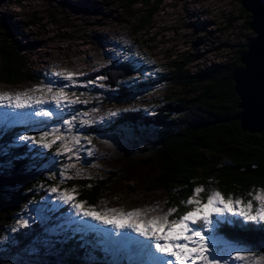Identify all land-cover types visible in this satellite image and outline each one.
<instances>
[{
  "label": "rangeland",
  "instance_id": "rangeland-1",
  "mask_svg": "<svg viewBox=\"0 0 264 264\" xmlns=\"http://www.w3.org/2000/svg\"><path fill=\"white\" fill-rule=\"evenodd\" d=\"M131 6L125 9L119 0L0 2V22L14 24L11 28H4L0 23V44L12 41L19 45L28 60L29 70V78L26 80L16 84L0 82V93L15 94L50 84L55 90L58 86L68 85L66 91L69 96L75 93L82 101L88 103L92 95L76 93L74 91L76 85L87 84L97 87L103 85L113 88L115 82L113 84L109 82L110 76L98 73L100 69L111 66H117L115 71H124V67L131 66L129 73L117 76L116 80L118 83L121 81L136 85L132 98L123 103L100 104V101L96 100L98 105L77 115L74 114L76 106L72 105L70 108L64 107L59 116L33 117L30 121L16 124L37 129L39 132L59 127L65 135H69L63 120L75 116L74 123L82 124L81 122L88 118L84 113H92L93 109H96V112L92 115V120L105 124L106 120L112 118L107 115L112 111L151 112L166 100H178L183 97L187 99L193 93H188L187 88L179 83L164 79L163 73L174 68L173 64L182 65V70L189 72L217 63L226 64L236 57L238 50L243 47L242 44L253 35L252 30L245 24L246 14L239 0H157L150 15H146L149 6L140 2ZM125 62L131 63L134 67L129 63L121 65ZM56 71L84 75H77L74 78L75 84H72L51 76V73ZM95 73L97 75L89 79L88 76ZM98 77L106 79L100 80ZM55 80L60 82L55 83ZM200 82L198 79L192 80L191 86L198 88ZM43 107L53 112L60 111L53 104H46ZM12 111L17 110L0 108V123L8 124L3 113ZM185 113L181 115L184 116ZM102 117L104 119H101ZM144 129L145 127L139 124L135 128L123 124L103 133L79 135L81 142V146H78L79 158L74 155L69 159V164L74 165L69 169L74 176L104 175L109 170H124L123 172L128 175L124 178V175L120 174L119 178L122 180L113 184L110 191L103 192L97 202L90 207L97 210L142 209L147 211L149 216L163 215L167 212L165 194L158 189L147 190L142 183L144 178L157 171L158 165L147 140L152 139L154 130L144 135ZM23 135H17L15 141L20 142L19 137ZM85 137L90 138L91 143H88ZM55 146L57 148L58 145ZM52 187L57 186L52 185L47 189L46 200L56 198V193L49 192ZM51 202L55 206L53 202L57 201L54 199ZM65 215L64 228L77 230L78 227H89L105 236L102 243L110 258L109 264H153L150 258L135 246L125 248L116 243L120 240L118 235L120 230L110 225L98 224L88 218L77 217L71 208ZM172 218L173 216L170 217ZM8 224L11 226L13 222L9 220L6 226L0 228L1 239L6 238L5 229ZM124 231L135 240H144L130 230ZM219 236L232 244L234 249L250 253L255 259L264 257ZM228 264H250V261L229 260ZM260 264H264V261Z\"/></svg>",
  "mask_w": 264,
  "mask_h": 264
},
{
  "label": "trees",
  "instance_id": "trees-1",
  "mask_svg": "<svg viewBox=\"0 0 264 264\" xmlns=\"http://www.w3.org/2000/svg\"><path fill=\"white\" fill-rule=\"evenodd\" d=\"M119 1L125 9L136 2L149 6L146 15H150L157 0ZM248 18L246 13V25ZM0 23L4 28L14 26L6 21ZM248 39L236 57L226 64L217 63L191 72L173 64L174 68L163 73L164 79L179 83L188 93H193L189 98L166 100L151 112L121 110L105 124L74 123V128L68 130L69 135H95L123 124L134 128L137 124L144 126V135L154 130L152 139L147 140L158 161L157 171L142 183L147 190L158 189L165 194L166 207L176 209L173 218L190 209L184 201L197 186L205 188L200 194L202 200L210 191H220L225 198L251 199L249 192L264 188V128L248 132L236 118L229 119L239 111L232 73L241 66L238 56ZM15 44L12 41L0 44V82L4 84L29 78L28 60L22 48ZM106 70L104 67L98 73L106 74ZM95 75L88 77L92 79ZM195 79L201 81L198 88L191 86ZM119 82L116 80L113 88L76 85V93H89L92 98L88 103L75 104L74 114L98 105L96 100L100 104L129 101L136 85ZM20 134L38 137L39 131L21 124L0 123V228L9 220L13 222L5 229L6 238H0V264H109L110 258L102 243L105 236L89 227L64 228L70 205H63L55 197L46 200L45 193L52 185L75 189L76 200L90 206L122 180L120 174L128 177L126 172L109 170L104 175L74 176L68 169L65 179L60 173L69 164V158L56 155L55 145L41 149L30 141H15ZM54 199L55 206L51 202ZM225 215L241 222L222 224L217 234L264 256V225ZM24 220L27 226L20 227ZM13 228L17 231L13 232Z\"/></svg>",
  "mask_w": 264,
  "mask_h": 264
},
{
  "label": "snow or ice",
  "instance_id": "snow-or-ice-1",
  "mask_svg": "<svg viewBox=\"0 0 264 264\" xmlns=\"http://www.w3.org/2000/svg\"><path fill=\"white\" fill-rule=\"evenodd\" d=\"M83 73L66 71L52 72L51 76L61 78L75 84V77ZM103 80L106 77H98ZM103 86V85H101ZM68 85H61L55 88L38 86L28 91L16 92L15 94L0 93V108H8L17 111L5 112L3 117L8 124L24 123L33 117H49L62 114L64 107H71L75 104L87 103L82 101L75 93L69 96L66 91ZM37 93H39L37 95ZM74 97V98H73ZM46 104H53L58 112L50 111L43 107ZM29 110V111H26ZM92 113L85 112L88 117L81 123L89 125L93 123ZM108 117L118 115L117 111L109 112ZM101 119H104L103 117ZM76 117L63 120V124L71 131L75 124ZM21 141H30L33 145H39L42 149H51L58 145L56 155H67L71 159L74 155L78 157V146H81L78 135H65L59 127L39 132L36 136H20ZM88 143L91 139L85 137ZM42 155V154H41ZM74 165H64L60 173L65 176L68 169ZM79 175V173H77ZM55 178V177H53ZM70 178V177H69ZM50 193H56V199L63 205H70L75 215L81 218H88L101 225H110L120 230V240L116 243L125 248L135 246L140 252L147 255L153 264H228L229 260L236 262L250 261V264H260L264 257L255 259L252 254L234 249V246L217 234L218 226L222 224H236L239 220H230L231 217L242 218L243 222H256L264 225V188L248 193L251 199L245 202L242 199H233L231 196L225 198L220 191H210L206 198H200L205 192L203 186L193 189V194L184 203L191 206L190 209L175 218L170 219L176 211L170 208L163 215L149 216L148 212L142 209L124 211L116 208L97 210L94 207L86 206V202L76 200L75 189L60 190L58 187L49 189ZM255 202V203H254ZM27 220L20 223V227L27 226ZM95 231V229H91ZM130 230L144 240H135L128 235ZM17 231L16 228L12 229ZM154 249V251H153Z\"/></svg>",
  "mask_w": 264,
  "mask_h": 264
},
{
  "label": "water",
  "instance_id": "water-1",
  "mask_svg": "<svg viewBox=\"0 0 264 264\" xmlns=\"http://www.w3.org/2000/svg\"><path fill=\"white\" fill-rule=\"evenodd\" d=\"M239 3L248 13L247 25L253 35L238 56L241 66L233 69L239 111L229 119L236 118L243 130L256 132L264 128V0H239ZM116 67H108L105 71L111 84L117 76L131 71V66L124 67V71H115Z\"/></svg>",
  "mask_w": 264,
  "mask_h": 264
},
{
  "label": "flooded vegetation",
  "instance_id": "flooded-vegetation-1",
  "mask_svg": "<svg viewBox=\"0 0 264 264\" xmlns=\"http://www.w3.org/2000/svg\"><path fill=\"white\" fill-rule=\"evenodd\" d=\"M246 13H247V12H246ZM246 13H245V14H246ZM242 45H243V44H242Z\"/></svg>",
  "mask_w": 264,
  "mask_h": 264
}]
</instances>
